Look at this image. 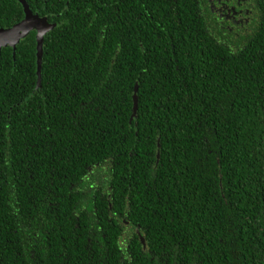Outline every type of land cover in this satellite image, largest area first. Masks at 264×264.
Segmentation results:
<instances>
[{
  "label": "trees",
  "instance_id": "obj_1",
  "mask_svg": "<svg viewBox=\"0 0 264 264\" xmlns=\"http://www.w3.org/2000/svg\"><path fill=\"white\" fill-rule=\"evenodd\" d=\"M26 2L54 28L40 75L36 31L0 47V264H264V0Z\"/></svg>",
  "mask_w": 264,
  "mask_h": 264
},
{
  "label": "water",
  "instance_id": "obj_2",
  "mask_svg": "<svg viewBox=\"0 0 264 264\" xmlns=\"http://www.w3.org/2000/svg\"><path fill=\"white\" fill-rule=\"evenodd\" d=\"M18 1L23 5L25 10V19L11 29L0 28V47L10 46L16 49V46L23 38L27 37L32 31H36L38 74L40 75L42 70L44 37L54 28V25L50 24L47 18H40L38 15L34 14L26 0ZM134 100V111L137 112L136 96L134 97Z\"/></svg>",
  "mask_w": 264,
  "mask_h": 264
},
{
  "label": "flooded vegetation",
  "instance_id": "obj_3",
  "mask_svg": "<svg viewBox=\"0 0 264 264\" xmlns=\"http://www.w3.org/2000/svg\"><path fill=\"white\" fill-rule=\"evenodd\" d=\"M222 5L218 4V0H209L212 8H216V24L221 28L234 27H243V25L249 23L253 20L255 14L258 13L250 10V7H254V3H251L250 0H219ZM241 1V2H239ZM242 1L244 3H242ZM251 5V6H250ZM225 9L228 12H225ZM245 23V24H244Z\"/></svg>",
  "mask_w": 264,
  "mask_h": 264
}]
</instances>
